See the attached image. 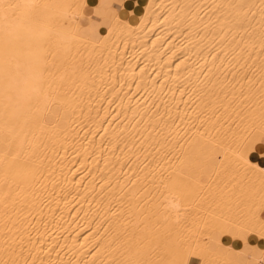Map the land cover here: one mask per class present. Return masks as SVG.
Segmentation results:
<instances>
[{"label":"bare ground","instance_id":"bare-ground-1","mask_svg":"<svg viewBox=\"0 0 264 264\" xmlns=\"http://www.w3.org/2000/svg\"><path fill=\"white\" fill-rule=\"evenodd\" d=\"M260 159L264 0H0V264H264Z\"/></svg>","mask_w":264,"mask_h":264},{"label":"rangeland","instance_id":"rangeland-1","mask_svg":"<svg viewBox=\"0 0 264 264\" xmlns=\"http://www.w3.org/2000/svg\"><path fill=\"white\" fill-rule=\"evenodd\" d=\"M93 20L98 21L99 19L96 18V17H93ZM183 169L186 170V171L189 170L188 167H185V168L183 167V168H182V171H183ZM209 170H210V169H209ZM209 170L206 168L205 173H203V174L200 176V178H201L202 181L206 182V180L208 179V174L210 173ZM186 171H183V172H186ZM206 173H207V174H206Z\"/></svg>","mask_w":264,"mask_h":264},{"label":"crops","instance_id":"crops-1","mask_svg":"<svg viewBox=\"0 0 264 264\" xmlns=\"http://www.w3.org/2000/svg\"><path fill=\"white\" fill-rule=\"evenodd\" d=\"M260 162L263 164L264 163V159H260ZM250 240H252V238Z\"/></svg>","mask_w":264,"mask_h":264}]
</instances>
